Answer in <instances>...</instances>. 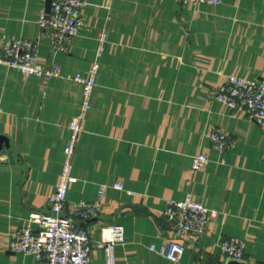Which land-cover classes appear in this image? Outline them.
<instances>
[{
  "label": "crops",
  "instance_id": "crops-1",
  "mask_svg": "<svg viewBox=\"0 0 264 264\" xmlns=\"http://www.w3.org/2000/svg\"><path fill=\"white\" fill-rule=\"evenodd\" d=\"M84 1L79 32L66 50L53 51L52 31L39 24L46 0H0V44L35 40L39 63L59 67L58 75L25 76L0 63V264H43L6 249L7 241L31 213L48 210L68 122L82 97L69 76L83 74L95 58L91 106L66 194L69 213L105 185L100 211L75 221L91 243L103 226L120 224L116 264H226L220 239L233 236L244 241L241 264H264V131L214 97L227 74L264 82V0ZM215 129L226 134L222 152L211 147ZM199 152L208 162L193 171ZM117 181L124 189L112 186ZM187 191L218 215L201 235L181 236L185 250L172 261L150 245L168 237L161 214L167 200ZM89 262L105 264L102 249L93 248Z\"/></svg>",
  "mask_w": 264,
  "mask_h": 264
},
{
  "label": "built area",
  "instance_id": "built-area-1",
  "mask_svg": "<svg viewBox=\"0 0 264 264\" xmlns=\"http://www.w3.org/2000/svg\"><path fill=\"white\" fill-rule=\"evenodd\" d=\"M191 5H217L222 0H186ZM84 0H51L48 16L41 14L39 24L52 31L49 45L53 51H64L71 39L79 32L82 25ZM106 41V33L99 36L97 56L102 52ZM37 42L28 38H12L0 44V63L18 68L25 76L59 74V67L53 64L45 68L37 59ZM98 70L97 58L83 73L69 76L81 84V103L78 113L68 122V140L63 148V162L54 190L48 195V210L31 213L26 222L16 228L9 240L7 248L12 252L31 254L43 264H93L89 262V252L93 248L102 249L105 264H116L114 246L124 238L123 226L110 224L101 229V238L91 243L90 236L82 223L95 216L101 209L105 185H100L93 201H78L71 205L69 213L66 206V194L71 183L75 181L72 175L73 155L82 128V120L90 109L92 90L95 85ZM214 97L234 112L245 111L248 116L264 131V82L249 79L237 74H227L226 80L216 87ZM211 147L222 152L227 147L226 134L219 129L208 134ZM208 162L205 153L199 152L192 156L191 169L203 168ZM114 188L124 189L120 182L112 184ZM128 193H133L127 190ZM162 219L168 237L159 247L150 245L172 261H178L185 250L181 236L191 234L201 235L207 231L212 219L218 212L196 199L190 191L183 198L168 199L163 210ZM35 224V227H32ZM220 250L227 260H241L244 253V241L233 236L220 239Z\"/></svg>",
  "mask_w": 264,
  "mask_h": 264
},
{
  "label": "water",
  "instance_id": "water-1",
  "mask_svg": "<svg viewBox=\"0 0 264 264\" xmlns=\"http://www.w3.org/2000/svg\"><path fill=\"white\" fill-rule=\"evenodd\" d=\"M50 3L51 0H46L45 3V12H46V17L48 16V12H49V7H50ZM226 264H241L239 260H235V259H230L227 261Z\"/></svg>",
  "mask_w": 264,
  "mask_h": 264
}]
</instances>
